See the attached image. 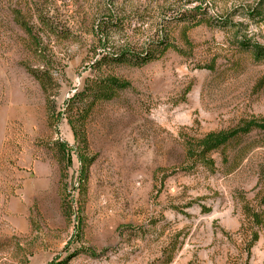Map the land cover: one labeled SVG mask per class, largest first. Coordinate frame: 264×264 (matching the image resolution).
Here are the masks:
<instances>
[{
    "label": "rangeland",
    "instance_id": "374dc122",
    "mask_svg": "<svg viewBox=\"0 0 264 264\" xmlns=\"http://www.w3.org/2000/svg\"><path fill=\"white\" fill-rule=\"evenodd\" d=\"M253 44L264 0H0V264H264V130L185 151L264 121Z\"/></svg>",
    "mask_w": 264,
    "mask_h": 264
},
{
    "label": "trees",
    "instance_id": "16d2710c",
    "mask_svg": "<svg viewBox=\"0 0 264 264\" xmlns=\"http://www.w3.org/2000/svg\"><path fill=\"white\" fill-rule=\"evenodd\" d=\"M21 27H23V30L28 35H32V29L29 28L26 24L21 23ZM160 46H161L160 50L158 48L157 51H159L158 53H161V55L168 48L174 47L173 45L168 44L166 42H161ZM250 49L252 52V57L255 61H261L264 59V45L253 44L250 46ZM154 58L155 56L153 53L135 55L130 52L120 51V52H116L115 54H109L108 52H105V50H103L99 54V56L95 59L93 66L102 67L107 65L111 66L114 64H127L131 66L140 67L152 61ZM45 74H46L45 71H39V75H36L37 79H39V82L42 85L44 84L42 77H44ZM125 86H126L125 84H121L120 82H118V80L114 78H101V79L98 78L89 81L83 90L79 92H75L72 95V97L69 99V102L72 103L75 100H78V103L79 102L82 103L83 96L87 94L89 97H93L92 100H95L97 98L110 99L115 95L117 90L122 89ZM72 109H76V108H71L70 110ZM68 123L71 126L74 135L76 136V130L73 122L69 120ZM254 127L264 130V121H260V122L249 121L235 129L207 133L202 139L196 142V145L189 144L185 147L187 157L190 159H197V160L205 159L213 151L219 150L221 147L225 146L230 140L234 139L239 134H245L251 131V129ZM77 156L80 162V174H79V184H80V181L86 179L89 163L86 162V158L82 154L77 153ZM66 161L67 163L70 161L69 154L66 155ZM256 239H257V235L255 234L253 236L252 241L247 246L248 253L253 243L256 241ZM56 264H61V263L57 262Z\"/></svg>",
    "mask_w": 264,
    "mask_h": 264
}]
</instances>
